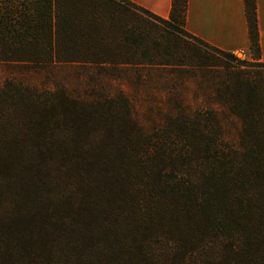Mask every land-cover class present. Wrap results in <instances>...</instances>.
Wrapping results in <instances>:
<instances>
[{
	"label": "trees",
	"instance_id": "obj_1",
	"mask_svg": "<svg viewBox=\"0 0 264 264\" xmlns=\"http://www.w3.org/2000/svg\"><path fill=\"white\" fill-rule=\"evenodd\" d=\"M244 1L257 57L255 4ZM186 6L172 0L163 19L127 0H0V63L176 55L170 36L163 48L135 26L139 15L240 61L183 29ZM226 92L235 146L211 111L182 110L146 133L122 98L1 83L0 264H264V102L255 87Z\"/></svg>",
	"mask_w": 264,
	"mask_h": 264
},
{
	"label": "rangeland",
	"instance_id": "obj_2",
	"mask_svg": "<svg viewBox=\"0 0 264 264\" xmlns=\"http://www.w3.org/2000/svg\"><path fill=\"white\" fill-rule=\"evenodd\" d=\"M139 16L135 26L148 30L163 48L168 47L165 37L170 36L169 47L173 51L176 45V55L162 49L158 52L160 57L154 52V64L139 60L140 65L113 67L0 63V84L13 80L41 90H62L73 99L86 102L122 98L146 133L159 129L167 116H178L182 110L189 114L211 111L220 120L224 140L231 146L237 145L241 126L227 109L232 98L226 87H255L258 98L264 102V64L243 53L234 54L240 61L221 57L157 21L151 23L153 20Z\"/></svg>",
	"mask_w": 264,
	"mask_h": 264
},
{
	"label": "crops",
	"instance_id": "obj_3",
	"mask_svg": "<svg viewBox=\"0 0 264 264\" xmlns=\"http://www.w3.org/2000/svg\"><path fill=\"white\" fill-rule=\"evenodd\" d=\"M152 14L168 19L172 0H127ZM259 54L250 51L249 26L244 0H187L183 29L211 47L264 64V0H254Z\"/></svg>",
	"mask_w": 264,
	"mask_h": 264
}]
</instances>
